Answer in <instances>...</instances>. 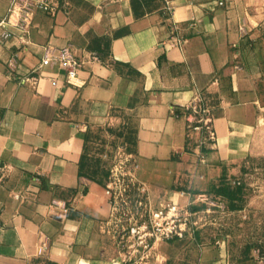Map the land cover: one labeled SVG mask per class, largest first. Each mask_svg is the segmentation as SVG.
Returning a JSON list of instances; mask_svg holds the SVG:
<instances>
[{
  "label": "crops",
  "instance_id": "crops-1",
  "mask_svg": "<svg viewBox=\"0 0 264 264\" xmlns=\"http://www.w3.org/2000/svg\"><path fill=\"white\" fill-rule=\"evenodd\" d=\"M49 1L0 0V264H143L111 247L115 192L85 168L89 132L125 130L139 159L162 166L188 154L195 130L214 178L228 171L259 120L257 100L242 99L243 28L226 0ZM47 46L80 59L71 82L68 65L43 63ZM197 100L212 104L214 141L195 128ZM162 247L145 264H185ZM196 253L193 264H223L212 246Z\"/></svg>",
  "mask_w": 264,
  "mask_h": 264
},
{
  "label": "rangeland",
  "instance_id": "rangeland-1",
  "mask_svg": "<svg viewBox=\"0 0 264 264\" xmlns=\"http://www.w3.org/2000/svg\"><path fill=\"white\" fill-rule=\"evenodd\" d=\"M225 6L244 32L236 60L241 61L239 65L253 91L242 99L258 102L259 120L243 160L214 178L219 169L205 162L199 147L203 138L195 130L191 132L193 146L188 154L162 166L139 159L129 146L125 130L114 129L106 122L89 132L85 168L91 178L114 189L117 208L109 234L116 239L111 247L123 258L136 254L143 264L151 263L153 258L162 259L157 257L163 250L161 239L140 252L130 238L121 239L132 217L143 216L139 202L149 197L154 206L168 210L176 204L187 210L193 230L171 247L167 245L170 241L164 240V262L170 256L173 260L183 256L185 264H193L197 248L204 245L218 250L223 264H264V0H226Z\"/></svg>",
  "mask_w": 264,
  "mask_h": 264
},
{
  "label": "built area",
  "instance_id": "built-area-1",
  "mask_svg": "<svg viewBox=\"0 0 264 264\" xmlns=\"http://www.w3.org/2000/svg\"><path fill=\"white\" fill-rule=\"evenodd\" d=\"M12 5L20 7L21 9L28 6H36L43 10H52L53 6L49 0H38L37 2H29L28 0H12ZM60 61L68 65V80L71 82L77 76L81 61L76 56L72 55L66 49L60 55H54L50 46L45 48L43 58L44 64ZM188 110L195 114L202 115L196 129H204L207 135L214 139L216 130L214 128V118L211 108L203 105L201 100L193 102L188 106ZM176 116H180L178 110L174 111ZM18 199L24 198L22 194L16 195ZM139 207L144 209L143 216L140 219L132 217L131 225L127 233L121 236V239L128 240L129 238L135 245L136 251L140 252L151 248L155 240L171 241L176 239H183L186 234H192V227L189 225V213L180 206L170 205L168 210L164 206H154L149 197L139 202ZM192 230V231H191ZM128 235V236H127ZM127 236V238H125Z\"/></svg>",
  "mask_w": 264,
  "mask_h": 264
}]
</instances>
